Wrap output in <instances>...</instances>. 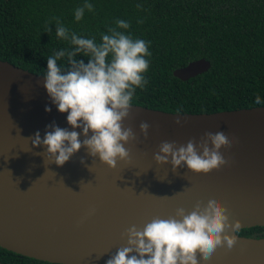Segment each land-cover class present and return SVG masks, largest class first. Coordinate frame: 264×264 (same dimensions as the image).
Here are the masks:
<instances>
[{
    "label": "water",
    "instance_id": "obj_1",
    "mask_svg": "<svg viewBox=\"0 0 264 264\" xmlns=\"http://www.w3.org/2000/svg\"><path fill=\"white\" fill-rule=\"evenodd\" d=\"M209 67V61L202 58L174 70L173 76L187 81ZM43 80L41 75L0 60L1 248L53 264H106L125 246L122 234L129 227L142 229L154 217L174 216L178 208L187 214L198 202L203 208L212 197L227 209L229 222H240V230L264 227V107L190 114L130 104L123 127H130L135 139L125 145L129 150L126 163L108 169L81 148L58 167L44 161L43 145L33 147L30 139L37 131L43 139L51 124L69 128L67 114L58 113ZM46 107L51 111L45 112ZM145 122L149 127L142 129ZM220 131L231 140L230 146L219 149L226 163L207 174H193L184 163L174 166L170 154L166 163L154 159L164 142L176 150L191 140L202 153L206 144L211 148L205 134ZM66 182L75 187L87 185L97 193L54 225L29 222V202L47 197ZM25 184H32L33 189L24 192ZM113 209L132 218L113 237L89 247L85 235ZM235 235L230 250L218 247L208 261L198 256V264H264V238Z\"/></svg>",
    "mask_w": 264,
    "mask_h": 264
},
{
    "label": "trees",
    "instance_id": "obj_2",
    "mask_svg": "<svg viewBox=\"0 0 264 264\" xmlns=\"http://www.w3.org/2000/svg\"><path fill=\"white\" fill-rule=\"evenodd\" d=\"M85 3L94 8L77 22L75 10ZM54 17L97 43L125 20L129 29L119 30L148 43L147 83L131 105L190 114L264 107V0H0V60L44 77L47 59L71 47L56 36ZM202 58L210 63L206 72L187 81L173 76ZM57 63L68 67L66 57ZM236 234L264 238V227ZM0 264L53 263L0 247Z\"/></svg>",
    "mask_w": 264,
    "mask_h": 264
},
{
    "label": "clouds",
    "instance_id": "obj_3",
    "mask_svg": "<svg viewBox=\"0 0 264 264\" xmlns=\"http://www.w3.org/2000/svg\"><path fill=\"white\" fill-rule=\"evenodd\" d=\"M93 8L91 3L77 8L75 21L83 18L85 9L91 12ZM53 19L56 36L68 40L71 47L47 59L43 87L58 113L67 114L66 123L72 130L48 125L43 139L38 131L30 137L32 146L43 145L44 161L58 167L84 148L90 157L114 169L118 162H127L129 150L125 145L135 139L132 129L123 127V121L129 115L136 89L147 83L143 74L149 67L145 58L151 56L149 45L119 30L129 29L130 23L125 20H117L116 26L109 28V34H103L97 43L93 38L70 33L59 18ZM78 56L84 58L78 60ZM64 57L67 68L57 63ZM255 102L260 103L259 96ZM50 111V107L45 108V112ZM148 127L146 122L141 123L142 129ZM205 135L211 148L206 144L202 153L197 152L191 140L176 150L172 143L164 142L154 159L166 163L170 154L174 166L184 163L193 174H207L226 163L219 149L230 146L231 140L223 131ZM226 213L227 209L212 197L203 208L198 202L187 214L178 208L174 216L154 217L142 229L133 225L122 234L125 246L106 264H198V256L208 261L218 247L226 246L230 250L236 243L235 233L241 224L229 222ZM228 232L233 235L229 236Z\"/></svg>",
    "mask_w": 264,
    "mask_h": 264
},
{
    "label": "bare ground",
    "instance_id": "obj_4",
    "mask_svg": "<svg viewBox=\"0 0 264 264\" xmlns=\"http://www.w3.org/2000/svg\"><path fill=\"white\" fill-rule=\"evenodd\" d=\"M32 184L24 185V192H30ZM96 189L89 186L75 187L66 182L51 190L47 197H37L29 202V222L43 225H54L69 218L74 211L96 194ZM16 212L23 208H15ZM132 218L131 214L123 210L113 209L112 213L103 223H97L85 235L87 245H97L113 237L122 230L124 225Z\"/></svg>",
    "mask_w": 264,
    "mask_h": 264
}]
</instances>
